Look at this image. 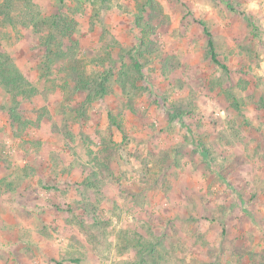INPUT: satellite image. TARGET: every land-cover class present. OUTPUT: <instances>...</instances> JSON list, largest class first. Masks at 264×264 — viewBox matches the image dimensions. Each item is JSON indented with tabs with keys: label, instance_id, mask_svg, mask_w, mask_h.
<instances>
[{
	"label": "rangeland",
	"instance_id": "rangeland-1",
	"mask_svg": "<svg viewBox=\"0 0 264 264\" xmlns=\"http://www.w3.org/2000/svg\"><path fill=\"white\" fill-rule=\"evenodd\" d=\"M34 1L44 17L76 19L77 57L88 73L110 70L116 86L70 137L63 126L80 97L64 88L68 62L44 82L31 59L36 34L0 28V49L39 89L13 112L0 85V264H136L141 234L157 264H253L239 254L248 245L264 260V0ZM119 110L127 137L108 118ZM105 141L116 160L103 172ZM94 170L100 182L82 186ZM85 199L109 223L105 240H89L68 211L77 201L84 216Z\"/></svg>",
	"mask_w": 264,
	"mask_h": 264
},
{
	"label": "trees",
	"instance_id": "trees-1",
	"mask_svg": "<svg viewBox=\"0 0 264 264\" xmlns=\"http://www.w3.org/2000/svg\"><path fill=\"white\" fill-rule=\"evenodd\" d=\"M77 24L78 22L73 16L66 14H56L52 19L44 17L39 4L34 0H0V28L5 26L10 28L9 30L11 31L16 30L17 33H22L21 28H23L36 34L38 44L33 50L31 59H34L38 63L37 65L41 71L40 79L42 78L44 82L49 80L55 62L60 59L68 62V76L65 78L64 88L67 87L74 96L80 97V100L70 107L69 117L65 119L66 122L63 126L64 132L70 137H72L75 132L80 131L81 127L86 124L90 117L89 111L94 103L113 95L116 86L115 81L113 80L114 75H112L110 70L106 71V69H98L99 71H97L95 69L96 71L88 73L85 64L77 57L79 42L74 37ZM203 28L208 36L207 44L212 59L217 64L221 65L223 69L228 71V66L218 59L211 31L205 23L203 24ZM112 46V44L109 45V48H112ZM99 59H102L103 61L98 62L104 64L111 58L109 57V54L105 57L102 54L98 57V60ZM140 67L141 66L139 65L137 66L140 76L138 77L136 74V76L132 77L133 80H131L135 89L138 86V81L142 80L144 77ZM124 82L125 81H120L117 84L123 90H126V83ZM0 85L7 89L8 94H10L13 102L16 104V107L12 109L13 112L16 111V108H19V105L22 103H26L33 97L39 95V89L23 72L15 59L3 48L0 49ZM136 95L137 93L133 92L131 95L127 96V102L133 109V96ZM232 97L234 105L238 107V98L235 95H232ZM121 110H119L118 113L109 111L108 118L111 125L116 127L119 132L127 137L124 119L119 116V114H122ZM179 114L181 113L177 112L174 114V117H179ZM28 122L29 121H26L24 124L26 125ZM82 132L83 131H81V135L85 147L87 148V154H95L93 149L86 142L89 137ZM197 142L200 152L204 157L209 158V156H211V150L208 149L203 142ZM99 153L100 155L96 157V162L101 167V170L105 172V168H108V166L116 160V150L111 147L108 141H105L103 148ZM213 160L214 157L212 161ZM100 179L101 174L97 170H94L91 171L80 184L84 187H95L96 182H100ZM153 179L154 181H159V177L154 176L152 180ZM78 203L79 202L76 201V207L68 205V211H70L72 215L74 214L73 217L76 219L75 222L78 223L88 235L89 240H105L107 236V226L109 225L107 219L96 211L94 203L89 199H85L83 203H80L82 205L81 207L86 211L85 215H78L75 212ZM221 209L224 210L225 208ZM206 219L209 218L207 217ZM210 220L211 222L220 221V224H224L222 221L223 219L216 214H214ZM225 230L226 227L224 231ZM132 240L134 241L133 246L140 249L137 254L140 255L141 260L136 261V264H157L155 258L158 256V251L154 241L147 239V237L142 234L136 239L132 238ZM239 254L244 258L246 256L250 257L253 264H264L263 259L262 261H259L258 253L254 252L253 245H248L241 249ZM56 264L64 263L58 260L56 261Z\"/></svg>",
	"mask_w": 264,
	"mask_h": 264
}]
</instances>
